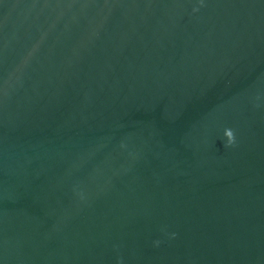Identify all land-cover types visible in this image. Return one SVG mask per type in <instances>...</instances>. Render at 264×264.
<instances>
[{
  "label": "water",
  "instance_id": "obj_1",
  "mask_svg": "<svg viewBox=\"0 0 264 264\" xmlns=\"http://www.w3.org/2000/svg\"><path fill=\"white\" fill-rule=\"evenodd\" d=\"M0 264H264V0H0Z\"/></svg>",
  "mask_w": 264,
  "mask_h": 264
},
{
  "label": "clouds",
  "instance_id": "obj_2",
  "mask_svg": "<svg viewBox=\"0 0 264 264\" xmlns=\"http://www.w3.org/2000/svg\"><path fill=\"white\" fill-rule=\"evenodd\" d=\"M225 135L228 138L229 143H233L235 140V135L232 129H226L225 131ZM157 243H159V241H157Z\"/></svg>",
  "mask_w": 264,
  "mask_h": 264
}]
</instances>
